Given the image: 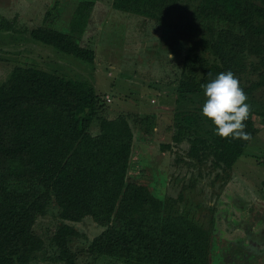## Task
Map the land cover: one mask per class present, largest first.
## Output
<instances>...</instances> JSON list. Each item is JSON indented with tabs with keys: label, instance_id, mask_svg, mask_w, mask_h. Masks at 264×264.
<instances>
[{
	"label": "trees",
	"instance_id": "obj_1",
	"mask_svg": "<svg viewBox=\"0 0 264 264\" xmlns=\"http://www.w3.org/2000/svg\"><path fill=\"white\" fill-rule=\"evenodd\" d=\"M182 1L113 0L112 7L162 28L168 9ZM59 4L28 32V39L92 64L95 52L80 42L94 3H78L66 31L55 28L64 14ZM191 17L209 37L214 60L190 48L176 87L180 97L203 94V86L222 72L238 78L246 71V56L264 64V0H195ZM4 29L14 31L8 24ZM97 103L91 85L29 63L13 67L0 84V264H33L44 248L33 228L50 202L58 210L53 263L79 264L70 246L81 236L75 225L89 219L101 229L86 245L93 258L121 264H211V230L172 212L174 200L163 202L154 195L151 175L138 170L137 158L131 160L129 122L120 116L98 120ZM257 116L250 110L244 121L249 139L221 137L205 117L208 130L191 134L189 157L233 169L257 134ZM188 128L180 129L175 142Z\"/></svg>",
	"mask_w": 264,
	"mask_h": 264
},
{
	"label": "rangeland",
	"instance_id": "obj_2",
	"mask_svg": "<svg viewBox=\"0 0 264 264\" xmlns=\"http://www.w3.org/2000/svg\"><path fill=\"white\" fill-rule=\"evenodd\" d=\"M84 1L94 3L80 42L95 52L92 64L28 39V32L42 24L56 2L64 6V14L55 28L66 31L77 4ZM112 4L113 0H0V84L13 67L29 63L91 85L98 96V120L120 116L129 122L134 135L131 160L137 158L138 170L151 175L154 195L163 202L174 200L172 212L211 230V264H264V64L246 56V71L237 78L246 103L258 115L257 134L242 157L231 170L214 168L209 159L197 162L188 152L191 134L208 130L202 114L207 97L176 93L190 48L214 60L209 37L191 17L195 0L169 8L162 28L153 20L116 11ZM7 24L14 31L5 30ZM254 84L260 87L246 93ZM182 127L190 128L175 142ZM90 132L95 134L97 126ZM46 208L33 228L44 243L33 264H59L51 260L58 210L54 202ZM75 227L81 236L70 247L79 264H121L87 254L86 245L100 233L91 220Z\"/></svg>",
	"mask_w": 264,
	"mask_h": 264
},
{
	"label": "clouds",
	"instance_id": "obj_3",
	"mask_svg": "<svg viewBox=\"0 0 264 264\" xmlns=\"http://www.w3.org/2000/svg\"><path fill=\"white\" fill-rule=\"evenodd\" d=\"M203 87L207 99L202 106V114L216 126V134L249 139V134L244 131V121L248 119L250 106L234 74L231 71L219 73Z\"/></svg>",
	"mask_w": 264,
	"mask_h": 264
},
{
	"label": "crops",
	"instance_id": "obj_4",
	"mask_svg": "<svg viewBox=\"0 0 264 264\" xmlns=\"http://www.w3.org/2000/svg\"><path fill=\"white\" fill-rule=\"evenodd\" d=\"M99 229V231L101 232V229L99 227H97Z\"/></svg>",
	"mask_w": 264,
	"mask_h": 264
},
{
	"label": "flooded vegetation",
	"instance_id": "obj_5",
	"mask_svg": "<svg viewBox=\"0 0 264 264\" xmlns=\"http://www.w3.org/2000/svg\"><path fill=\"white\" fill-rule=\"evenodd\" d=\"M231 233H233V231L231 232ZM226 239V238H225ZM211 262V261H210Z\"/></svg>",
	"mask_w": 264,
	"mask_h": 264
}]
</instances>
